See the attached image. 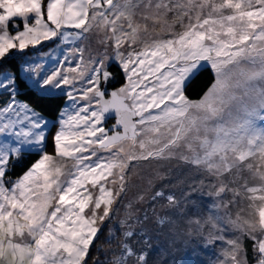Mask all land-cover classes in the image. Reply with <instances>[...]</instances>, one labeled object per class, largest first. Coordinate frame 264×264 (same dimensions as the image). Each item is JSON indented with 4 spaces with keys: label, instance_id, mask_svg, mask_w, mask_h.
<instances>
[{
    "label": "snow or ice",
    "instance_id": "snow-or-ice-1",
    "mask_svg": "<svg viewBox=\"0 0 264 264\" xmlns=\"http://www.w3.org/2000/svg\"><path fill=\"white\" fill-rule=\"evenodd\" d=\"M45 42L51 67L10 62ZM112 63L126 83L106 98ZM0 68V264H150L149 225L205 189L211 211L186 234L219 244L210 264H264V0H0ZM58 93L49 154L35 103ZM172 162L201 177L181 198L132 183ZM117 214L101 261L91 249Z\"/></svg>",
    "mask_w": 264,
    "mask_h": 264
},
{
    "label": "rangeland",
    "instance_id": "rangeland-1",
    "mask_svg": "<svg viewBox=\"0 0 264 264\" xmlns=\"http://www.w3.org/2000/svg\"><path fill=\"white\" fill-rule=\"evenodd\" d=\"M92 47H96L94 42ZM50 53L56 56L60 55L59 49L54 47L51 43L45 42L42 46L36 49L29 48L23 53L14 52L13 54L18 56V64L25 60L37 62L43 61L49 67H51L53 61L49 59ZM0 71H3V69ZM124 83H126V80L123 77V81L120 84L115 86L112 85L109 89L116 90ZM65 99L66 98L63 97V103L58 110L55 119H50L40 114L46 122V127L43 128V131L46 134V138L49 136V139L51 140L52 150H45L44 144L42 145V148L44 152L49 154H54L53 135L59 129V112L64 105ZM68 110L69 112L73 111L70 105H68ZM0 139L3 138L0 137ZM26 151H38V149L37 147H31ZM38 158L39 156L36 159ZM157 167L158 166L155 163H153L151 167L142 166L139 170V174L133 176L132 183L140 188H144L147 187V180L151 178L156 188L166 185L167 192L173 193L177 198H181L185 192L189 191V185L199 181L201 178L199 173H197L195 170L183 165L177 166L176 162L159 166V171L162 173V177L155 174ZM135 191L136 189L134 188L132 192ZM132 192L129 193V196L132 195ZM204 192V200H201L196 194L198 192H195L191 195L189 201L187 202L188 211L185 215L181 216L169 213L171 216L170 223L163 227L156 226L155 224L149 225V231L151 235V249L149 255L150 264H210V261L216 258L219 252V244L206 247L201 236L196 234H186L189 227L187 224V218L189 216L207 217L211 211L209 205L213 203V199L206 194L207 189H205ZM119 219L120 214H117L112 220L108 221L106 223L107 231L105 230L104 234L101 235L102 244L98 250H101V257L103 260L105 259L106 252L109 248L108 227L113 226L118 228ZM206 231L207 227L205 228V232Z\"/></svg>",
    "mask_w": 264,
    "mask_h": 264
},
{
    "label": "trees",
    "instance_id": "trees-1",
    "mask_svg": "<svg viewBox=\"0 0 264 264\" xmlns=\"http://www.w3.org/2000/svg\"><path fill=\"white\" fill-rule=\"evenodd\" d=\"M17 58H18V56L13 54L10 62L12 64H18ZM7 63H9V62H6V65H7ZM1 69L2 68H0V70ZM109 70L113 73V76H114V79H112L113 81H111L112 85L115 86L117 84H120L123 81V75L121 74V70L119 69V67L115 63H112L109 66ZM211 82H212V80H211L210 72H208V71L202 72V74L196 80V82L193 86V89L190 93L191 98H193V99L199 98L203 94V90L207 86H209L211 84ZM57 95L61 96V98L56 99V100H50L47 98L36 100L35 107H36L37 111L41 115H44L45 117H48L50 119H55L57 116L58 110L60 109V107L63 103V96L59 93ZM44 149L45 150L46 149L52 150L51 149V140L49 139V136H47V138L44 142ZM25 156H26V159H24L22 163L18 164L15 167V170L12 173H10L12 178H15L16 176L20 175L29 166V164L31 162H33L39 156V152L38 151H26ZM196 194L200 197L201 200L205 199V192H203V193L198 192ZM106 227H107V224L104 226L103 230L99 233L98 239L95 241V244L91 249V255L93 257H97L101 261H103V258L101 257L102 252L100 249L98 250V248L102 244L101 235L104 234L105 230L107 231ZM175 241H177V240H175Z\"/></svg>",
    "mask_w": 264,
    "mask_h": 264
},
{
    "label": "flooded vegetation",
    "instance_id": "flooded-vegetation-1",
    "mask_svg": "<svg viewBox=\"0 0 264 264\" xmlns=\"http://www.w3.org/2000/svg\"><path fill=\"white\" fill-rule=\"evenodd\" d=\"M111 85H112V82H109V83L105 86L106 95H107L108 91L110 90L109 88L111 87ZM108 120H111V121H108ZM112 122H113V119H112V118H108V119L106 120L105 126L110 125Z\"/></svg>",
    "mask_w": 264,
    "mask_h": 264
},
{
    "label": "water",
    "instance_id": "water-1",
    "mask_svg": "<svg viewBox=\"0 0 264 264\" xmlns=\"http://www.w3.org/2000/svg\"><path fill=\"white\" fill-rule=\"evenodd\" d=\"M111 91H114V90H113V89H110V90L108 91V93H110ZM106 98H110V96L106 95ZM108 118H112V119H113V122H112L110 125L105 126V127H111V126L113 125V123H114V121H115L114 113L108 114ZM108 118H107V119H108Z\"/></svg>",
    "mask_w": 264,
    "mask_h": 264
}]
</instances>
